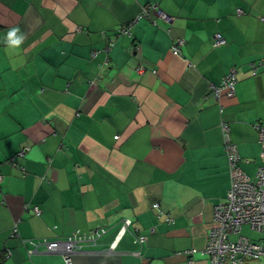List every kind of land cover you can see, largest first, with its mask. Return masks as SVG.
I'll return each instance as SVG.
<instances>
[{"label": "crops", "instance_id": "obj_1", "mask_svg": "<svg viewBox=\"0 0 264 264\" xmlns=\"http://www.w3.org/2000/svg\"><path fill=\"white\" fill-rule=\"evenodd\" d=\"M147 4L171 21L141 16ZM262 60L264 0H0V264H65L31 242L96 229L72 264H187L192 250L209 264L201 250L230 188L221 122L243 172L262 166ZM232 71L235 95L218 103L211 86Z\"/></svg>", "mask_w": 264, "mask_h": 264}, {"label": "built area", "instance_id": "obj_2", "mask_svg": "<svg viewBox=\"0 0 264 264\" xmlns=\"http://www.w3.org/2000/svg\"><path fill=\"white\" fill-rule=\"evenodd\" d=\"M156 10L158 17L165 22H170L171 18L160 11L156 5L147 4L142 8L141 16H146L149 11ZM241 13V12H239ZM130 26L118 30V35H129ZM185 41L177 39L171 46V52L175 56L181 53V47ZM226 44L221 34H216L213 39L214 47H220ZM112 46V43L109 44ZM97 52H92L91 57L94 58ZM259 65H264L262 60ZM108 66V61L104 63ZM257 65L253 64L252 70L255 72ZM142 68H138V72H142ZM236 73L232 71L228 73L218 85L211 86L210 96L220 102L223 97L232 98L235 95ZM222 109V107H221ZM224 151L228 158L230 188L227 191L223 203L218 204L214 208V224L210 230L206 246L201 250V254L208 257L209 264H247L251 260H264V238L258 241H252L242 236L241 230L244 224H249L253 230L260 234H264V165L260 166L254 176H249L243 172L240 167L241 159L238 148L231 140L230 126L227 122L220 124ZM259 141L261 144V155L264 158V126L257 125ZM157 210V217L162 216L167 223H172L173 219L170 215L165 214L159 208L158 204L154 205ZM34 214L39 216L40 211L37 207L33 208ZM132 225L131 220L125 219L118 237L110 244L105 253L111 254L124 235ZM106 233L104 229L92 230L85 234H74L64 240H42L39 243L31 242L35 251L39 246H43L45 252L51 254H59L65 264H72V255L81 251H85L89 247L97 245L100 238ZM13 234L17 236L16 225ZM135 242L140 246L146 243L147 238L139 235L138 230L133 232ZM196 250L186 252L187 264H194L191 255ZM9 254L7 250L6 255ZM137 256L141 255V250L137 251ZM190 255V256H189Z\"/></svg>", "mask_w": 264, "mask_h": 264}, {"label": "clouds", "instance_id": "obj_3", "mask_svg": "<svg viewBox=\"0 0 264 264\" xmlns=\"http://www.w3.org/2000/svg\"><path fill=\"white\" fill-rule=\"evenodd\" d=\"M26 38V34L21 32L20 27L14 25L6 33V44L9 48L18 50Z\"/></svg>", "mask_w": 264, "mask_h": 264}, {"label": "rangeland", "instance_id": "obj_4", "mask_svg": "<svg viewBox=\"0 0 264 264\" xmlns=\"http://www.w3.org/2000/svg\"><path fill=\"white\" fill-rule=\"evenodd\" d=\"M261 165H264V158L262 159ZM242 236L249 238L252 241H258L260 238H264V234H260L253 230L249 224H244L240 233ZM247 264H264L263 259L251 260Z\"/></svg>", "mask_w": 264, "mask_h": 264}]
</instances>
